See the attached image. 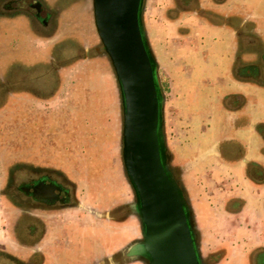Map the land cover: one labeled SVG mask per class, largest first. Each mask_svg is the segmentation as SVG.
<instances>
[{"label": "flooded vegetation", "instance_id": "flooded-vegetation-1", "mask_svg": "<svg viewBox=\"0 0 264 264\" xmlns=\"http://www.w3.org/2000/svg\"><path fill=\"white\" fill-rule=\"evenodd\" d=\"M56 13V10L51 7L47 0H0V25H2L0 26V37L2 40L8 41L7 48H15L17 40L21 36L17 22L20 18H23L25 24L40 34L37 35L39 39L38 37L33 38L35 44V41H39L36 44L38 48L44 44L42 42H46L47 38L50 37V30L53 29L54 20L57 19ZM64 14L62 13V20L66 23L63 26L66 27L68 19ZM139 18L141 35L151 59L158 94V142L161 158L180 186L181 194L186 204V213L192 226V220L195 218L192 215L191 205L193 196L191 195L192 187L188 186L187 178L189 174L195 173L194 168L198 166H196L197 161H193L192 165L191 161L187 160L188 156L185 153L190 151L193 143L190 144L184 139L181 141L178 145L180 147L178 152L182 155L183 161H177L175 156H173L177 145L171 142L168 134L169 128L167 127L170 103L174 99L179 98L180 90L183 91L182 87H185V83L180 76L183 71L188 70V67L192 69V66L183 62L184 64L178 67V65H174V62L172 63L175 58L179 61H184V58L182 54L177 52L178 47L176 44H171L175 38L167 37L168 35L164 36V42L170 45V50L167 52L168 54L166 52L163 53V55L167 54V58L162 60V56L159 53L160 36L154 34L155 32L156 34L159 33L156 25L160 22L162 28L164 25L166 32L167 26L171 29L174 28L178 35V40H181V42L188 41L191 45H197L194 40L196 38L197 40H202V38L198 37L197 31L195 32L196 27L201 25L206 27H211L212 25L227 26L230 30V40L235 50L232 48L227 54L226 60H223L222 85H231L232 80L237 79V81L243 83L252 82L264 88V76L261 74V68L264 67V0H147L145 9L142 6L140 8ZM193 36L195 37L193 38ZM9 38L11 39L9 40ZM207 40H210V38L206 37L204 41L207 42ZM2 44H6V41L3 40ZM197 50H199L198 47L194 53L196 54L195 61L206 62L200 59L201 56L204 57V54H201L202 50L199 52ZM159 68L163 69L168 80L164 92L158 82ZM36 70H38L37 67L30 66L26 67L24 73L18 70L10 73L9 77L7 75H4L3 78L0 77V97H2L0 104L1 102L4 104L11 102L14 107H19L22 122L26 120L25 123L30 125L29 119H32V114H34L31 112L33 107H40L41 102L45 105L43 108H49V110L57 107L56 102L53 105L51 103L57 97V90L53 83L55 82L54 76L56 73H53V70V72L48 70V74H52L54 78L51 77L47 82L48 85L41 88L36 84L39 76L35 74L33 77L31 76V72ZM44 72L38 70L40 77L45 76ZM205 72H207V77L204 85L201 87L194 86V88L196 87L194 97H196L193 99H196L197 109L192 112V115L193 113L199 115L204 112L202 116L199 115L197 117L199 124L196 126V130L198 134L211 128L210 121L214 119L216 112L220 113V110L228 119L233 116L234 111H237L236 117H244L242 119L244 120L242 134H248L249 119L252 118V114L248 109V100L244 98L238 105L237 103L236 105L235 103L234 105L229 104V98L241 95L238 91L229 92L219 99L220 106L213 108V105L217 104V102L209 100L214 89L208 85L211 81L208 74H211L212 70L208 69ZM46 76L48 77V75ZM198 79L200 78H195L194 81ZM12 93L15 96L11 99ZM52 111L48 112L50 115L48 113L47 115L45 114L46 116L44 115L42 119L44 123H53ZM48 118H50L49 121ZM32 129L34 130L35 128L33 127ZM186 129L187 131L189 130V128L185 127L184 134L187 132ZM191 131L194 132L195 129ZM252 131L254 132L255 130L252 129ZM31 135V138L35 139L36 136L38 137L41 134L31 132ZM194 145L196 147V156L212 150V145H202L200 140H196ZM222 155L231 157V153L225 150ZM251 166L253 167L252 172L254 175H257L259 167L254 164ZM61 173L57 166L46 164V162L42 164H26V162H7L2 160L0 164V224L2 223L3 228L0 231V264L68 263L69 252L72 250L70 244H67L70 239L68 234H72L74 229L76 233L77 230L84 232L85 230L83 229L85 228L82 227L89 226L87 225L89 221L92 222V228H97V233L93 232L92 235V245L75 246L82 255L85 253L90 254L91 258L100 257L102 251V249L100 250V227L103 226V220L100 218L92 219L91 216L97 214L100 217L105 214L102 209L103 203L100 199L95 202L92 198L91 200L77 198L79 191L76 185L78 186V184ZM132 204L133 200L127 204L130 210ZM73 211L81 212L78 217H75L77 219L87 217L86 222L82 220L81 224L77 223L72 216ZM192 234L195 236L193 231ZM81 240H83L82 236ZM194 243L199 264H204L205 261L200 256L196 244V237ZM135 245V242L130 243L123 251L124 256L131 255ZM21 249L26 250L24 260L15 256V250L21 251ZM99 261L97 260L96 264H102Z\"/></svg>", "mask_w": 264, "mask_h": 264}, {"label": "rangeland", "instance_id": "rangeland-1", "mask_svg": "<svg viewBox=\"0 0 264 264\" xmlns=\"http://www.w3.org/2000/svg\"><path fill=\"white\" fill-rule=\"evenodd\" d=\"M47 1L57 12V19L54 20L53 29L50 30V37L37 48L36 44L39 41H35V44L33 38L40 34L25 24L23 18H20L17 23L21 36L18 38L15 48H7L8 41L3 39L6 44H2L3 40L0 37V77L3 78L4 75L9 77L10 73L18 70L24 73L26 67L30 66L37 67L39 71H45V76H43L46 78L45 80L40 77L38 70L31 72L32 77L34 74L39 76L36 84L41 88L48 85L47 82L51 77H55L53 83L57 90V97L51 103L53 105L56 102L57 107L50 109L53 110L51 115L53 123L42 121L44 115L50 111L49 108H43L45 107L43 102L40 107H33L31 110L34 113L32 119H29L31 125L25 123L26 120L22 122L19 107H14L11 102L12 105L1 102L0 164L2 160H5L7 162H26V164L46 162V164L55 165L61 170L63 176L78 184V186L76 185L79 191L77 198L90 200L92 198L95 202L100 199L103 203L102 209L105 214L100 217L97 214L91 216L92 219L103 220V226L100 227V250L102 249L100 257L91 258L90 254L84 253L85 256L80 254L78 257L77 254L78 258L73 259L76 254L72 251L69 252L70 257L68 263L65 262V264H96L97 260H100L99 262L102 264H146L143 259L124 256L123 252L130 243L140 239V227L135 214L127 205L132 202L133 194L124 176L120 160L119 94L109 59L103 52L94 30L91 0ZM141 6L145 9L147 0H141L140 8ZM61 12L65 13L64 15L68 19L66 27L63 26L66 23L62 20ZM159 25H161L160 22ZM157 29H159V33L155 32L154 34L161 35L159 53L163 60L167 58L170 45L164 42L160 28L157 27ZM196 41L198 40L196 39ZM187 42L175 39L171 44L182 47ZM202 48H205L204 45ZM165 52L167 54L163 55ZM173 62L178 67L184 64L183 60L176 59L172 60ZM48 70L54 71L53 73L56 75L54 77L52 74L49 75ZM158 82L164 92L168 80L162 68H159L158 71ZM14 96L13 94L10 98L12 99ZM170 105L167 115L168 134L171 142L177 145L173 156L177 161H183L182 155L178 152V148H180L178 145L183 139L190 144L193 143L190 151L185 153L188 156L187 160H190L193 165V161L196 162L199 156L195 155L194 142H196V138L191 131L193 125H190L189 117L192 116L196 106L185 102L182 95L171 101ZM29 127L35 129L31 130ZM185 127L189 128L188 131L186 129L188 134L187 132L184 134ZM31 132L41 134L35 139L33 138V142H35L33 148L28 146L32 137ZM36 141L39 142L38 145ZM194 174H189L187 178L188 186L192 187V194L200 184L193 177ZM194 202L192 197V215L195 216L192 220V230L196 237L200 256L205 261L204 264L222 262L229 256L235 255L233 251L240 242L237 240L235 242L229 236L232 235L230 228L235 225L237 220L245 218L246 213L242 207H234L233 210H229L224 220L225 233H219L217 236V240L221 241V244L212 246L208 244L207 238L202 236V227L197 220L199 215ZM80 214L81 212L73 211L72 216L75 218ZM86 218H78L80 220L75 218V221L81 224L82 220L86 222ZM87 225H89L86 226L89 227L87 229L81 226L85 228L84 232L77 230L76 233L74 230L72 234H68L70 239L67 244H70L71 248L76 247L75 245H92V235L93 232L97 233V228L91 227V221ZM2 228L1 223L0 231ZM81 233L82 235H80ZM81 236L83 240H81ZM15 252L18 259L24 260L25 249L15 250ZM141 253V247L135 245L132 254Z\"/></svg>", "mask_w": 264, "mask_h": 264}, {"label": "water", "instance_id": "water-1", "mask_svg": "<svg viewBox=\"0 0 264 264\" xmlns=\"http://www.w3.org/2000/svg\"><path fill=\"white\" fill-rule=\"evenodd\" d=\"M141 0H91L92 22L116 80L120 100V160L132 190L146 264H199L180 186L162 161L159 102L140 29Z\"/></svg>", "mask_w": 264, "mask_h": 264}, {"label": "crops", "instance_id": "crops-1", "mask_svg": "<svg viewBox=\"0 0 264 264\" xmlns=\"http://www.w3.org/2000/svg\"><path fill=\"white\" fill-rule=\"evenodd\" d=\"M161 25L158 23L156 28H160L163 38L168 35L167 37L178 39L174 28L167 26L166 32L164 25L163 28ZM196 31L198 37L202 38L198 41H196L197 38L195 39L197 45L187 42L182 47L177 46L179 49L177 52L183 55L184 62L192 66V69L188 67V70L183 71L180 76L185 87H182L183 91L178 90L181 91L180 95L184 101L197 106L196 99H193L196 97H194L196 94L194 86H203L207 77L205 70L211 69L212 73L208 74L211 81L208 85L214 90L209 100L217 102L212 107L218 108L219 99L227 93L238 91L241 95L229 98V104L234 105L235 103L236 105L237 103L238 105L245 98L248 100V109L252 114L246 135L242 134L244 117H236L237 111H234L233 116L228 119L219 109L220 113L216 112L214 119L210 121L211 128L199 134L196 130L199 124L197 117L202 116L204 112L199 115L193 113L191 116L190 125H193L191 130L197 131L193 132L196 140H200L205 146L212 145L211 152L201 154L196 160L198 167L194 168L193 177L200 182L192 194L195 201L194 206L199 215L197 220L202 227V236L207 238L208 244L220 245L221 241L217 240V236L219 233H225L224 220L229 210L242 207L246 213L245 218L237 220L230 228L232 235L229 236L235 242L236 240L240 242L238 247L234 248L235 255L215 264H264V88L255 83H243L237 79H233L231 85L223 86L221 77L224 72H222L223 60H226L232 48L235 50L230 40V30L227 26L206 27L201 25L195 28ZM206 37L210 38L207 42L204 41ZM203 45L205 48H202ZM197 47L202 50L201 54H204V57L201 56L200 59L205 60L207 63H203L206 64L200 63L199 60L195 61L196 54L194 53ZM191 61L193 63H190ZM261 74L264 76V67L261 68ZM195 78L200 79L194 81ZM252 129L255 131L253 132ZM224 150L229 151L231 157L223 156ZM252 164L259 167L257 175L252 172ZM75 249L76 247H73L71 250L76 254L73 259L81 254L78 248Z\"/></svg>", "mask_w": 264, "mask_h": 264}, {"label": "trees", "instance_id": "trees-1", "mask_svg": "<svg viewBox=\"0 0 264 264\" xmlns=\"http://www.w3.org/2000/svg\"><path fill=\"white\" fill-rule=\"evenodd\" d=\"M34 140H33V138H31L30 140H29V145L28 146H30V147H34L35 146V142H33ZM37 142V145H38V141H36ZM75 142H77V141H75Z\"/></svg>", "mask_w": 264, "mask_h": 264}]
</instances>
